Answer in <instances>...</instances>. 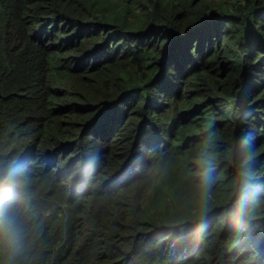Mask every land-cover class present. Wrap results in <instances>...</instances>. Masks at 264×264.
Returning <instances> with one entry per match:
<instances>
[{
	"label": "trees",
	"instance_id": "trees-1",
	"mask_svg": "<svg viewBox=\"0 0 264 264\" xmlns=\"http://www.w3.org/2000/svg\"><path fill=\"white\" fill-rule=\"evenodd\" d=\"M14 168L0 264H264V0H0Z\"/></svg>",
	"mask_w": 264,
	"mask_h": 264
},
{
	"label": "clouds",
	"instance_id": "clouds-1",
	"mask_svg": "<svg viewBox=\"0 0 264 264\" xmlns=\"http://www.w3.org/2000/svg\"><path fill=\"white\" fill-rule=\"evenodd\" d=\"M209 162L208 160L205 161ZM25 184V173L22 168H14L8 171L2 181L0 188L3 192L0 193V231L8 235H15L16 225L14 217L11 215V208L15 202L14 189L22 188ZM201 199L207 201L211 196V184L204 183L200 186ZM237 211L243 213L247 205L241 201L237 202Z\"/></svg>",
	"mask_w": 264,
	"mask_h": 264
},
{
	"label": "rangeland",
	"instance_id": "rangeland-1",
	"mask_svg": "<svg viewBox=\"0 0 264 264\" xmlns=\"http://www.w3.org/2000/svg\"><path fill=\"white\" fill-rule=\"evenodd\" d=\"M216 0H214V2H215Z\"/></svg>",
	"mask_w": 264,
	"mask_h": 264
}]
</instances>
